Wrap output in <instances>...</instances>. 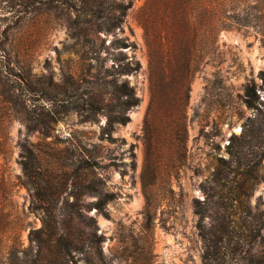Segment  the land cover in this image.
Segmentation results:
<instances>
[{
    "label": "rangeland",
    "instance_id": "1",
    "mask_svg": "<svg viewBox=\"0 0 264 264\" xmlns=\"http://www.w3.org/2000/svg\"><path fill=\"white\" fill-rule=\"evenodd\" d=\"M147 2L0 0V264H202L193 199L233 189L237 167L251 175L236 204L254 210L259 197L264 208V0L227 1L189 81L184 142L171 92L146 116ZM127 61L136 69L118 76ZM112 80L139 99L108 133L109 108L123 99ZM97 199L101 210L85 211ZM75 209L95 218L99 241L86 239L91 221L72 217ZM44 220L79 231L80 251L56 252L55 233L41 236L46 257L37 258L30 232Z\"/></svg>",
    "mask_w": 264,
    "mask_h": 264
},
{
    "label": "trees",
    "instance_id": "2",
    "mask_svg": "<svg viewBox=\"0 0 264 264\" xmlns=\"http://www.w3.org/2000/svg\"><path fill=\"white\" fill-rule=\"evenodd\" d=\"M227 1L148 0L147 2L151 16L150 19L149 17L147 20L145 18L142 24L148 46L151 98L146 116L152 111L158 96L166 98L171 92L179 101L177 106L174 105V108L178 110L179 117L182 119L179 126L182 142L186 138L187 131L184 119L186 118L185 106L190 92L189 81L195 65L201 63L206 48L215 37L218 21L225 17ZM159 28L162 33L160 43L164 47L163 63H165V69H169L167 72L163 70L160 76L162 82L158 80L157 70L159 57L156 44L159 43L157 42ZM2 50L0 47V51ZM115 68H117L118 76L122 72L136 69V67H131L128 61L123 66L117 65ZM259 75L264 82V71H260ZM109 84L113 87L114 95L118 98L123 96V99L118 105V109L115 105L109 108V114L106 116L107 119L103 127L108 133L113 129L114 124H124L128 120L127 110L137 104L139 99L127 81L117 83L112 80ZM245 95H247L245 97L246 105L255 107L254 102L258 96L253 85H246ZM92 107H94L93 103L88 102L87 109L91 111ZM168 110H170L169 106ZM144 125L146 131V119ZM23 169L25 172L29 170L27 162L24 163ZM234 170L240 174L241 181L237 182L233 189L217 190L209 196L211 200L193 199L194 212L198 216L196 228L202 242V264H264V208H260L259 197L254 210L249 207H238L236 203L248 196L243 185L246 175L251 174L244 168L237 167ZM221 173L220 168L215 171L218 188L225 185L219 181V179L226 178L220 177ZM102 203L101 199H97L90 206H86L85 211H89L91 206L100 211ZM72 215L79 219L86 217L91 221L90 224L83 223L87 229H90L86 235L88 241L96 242L103 237L102 234L97 233L96 220L92 215L85 213L83 209H75ZM59 229L60 232H55L53 226L44 220L41 227L30 232V241L35 248L37 258L43 260L46 257L43 254L45 241L41 236L55 235V233L57 234L56 252L71 254L80 251L81 240L74 239L75 233L79 231L72 229L71 226ZM256 241L258 246L254 248Z\"/></svg>",
    "mask_w": 264,
    "mask_h": 264
}]
</instances>
